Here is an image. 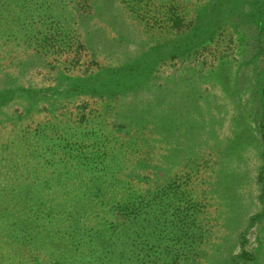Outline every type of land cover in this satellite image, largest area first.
I'll list each match as a JSON object with an SVG mask.
<instances>
[{
    "label": "rangeland",
    "instance_id": "obj_1",
    "mask_svg": "<svg viewBox=\"0 0 264 264\" xmlns=\"http://www.w3.org/2000/svg\"><path fill=\"white\" fill-rule=\"evenodd\" d=\"M242 1L178 0L180 28L155 4L141 11L145 20L131 19L118 0L111 12L89 6L81 21V2L47 42L39 14L18 23V43L0 42V264L77 254L75 264H232L242 249L257 258L247 264H264V0ZM130 65L129 95L107 100L80 83ZM162 190L163 208L151 215L144 207ZM124 198L134 212L109 215L106 204ZM70 199L96 213L93 222L113 219L125 243L114 255L96 260L60 241L61 256L48 261L31 220L61 213ZM16 200L23 208L35 200V209H16ZM151 228L156 243L142 237ZM11 234L34 244L21 247Z\"/></svg>",
    "mask_w": 264,
    "mask_h": 264
},
{
    "label": "trees",
    "instance_id": "obj_2",
    "mask_svg": "<svg viewBox=\"0 0 264 264\" xmlns=\"http://www.w3.org/2000/svg\"><path fill=\"white\" fill-rule=\"evenodd\" d=\"M65 1L66 0H39L38 2L35 0H0V42H6L12 45L18 43V36H20L21 34V25H19L18 23L29 19L33 21L37 18L36 14L40 15L38 17V23H40V26L43 24L47 27V34L44 38V41L47 42L48 40H50L51 37L55 38L53 35L50 34H52V31H54L53 27L58 26V23L60 22L58 18L62 16L64 12L66 13V15H71L75 6H78L79 4H81V2L83 6L88 7L87 9L83 8L84 11H75L76 14H79L81 21H87L94 12L89 6H94L95 9H97L98 7H103L105 10L110 12L112 10L118 9V6L115 5V2H117V0H72V2H70L68 6L65 4ZM118 1L127 11V15L131 17V19H133L134 16V18L136 19L138 17L142 20H145V18H148V15L142 14L141 11L156 5L155 8L157 12L162 10V16L160 18L171 22L175 28H180L182 24V18L177 14V9L179 7L178 3L180 2H178V0H149L151 1V3H153L152 5L148 4L146 0ZM240 3H243V1L240 0ZM108 16L112 17L113 15ZM115 17L118 18V15H115ZM34 24L36 23L34 22ZM86 37H88L87 34ZM60 41H58V43L62 44V41ZM130 66V69L128 67H122L119 70L112 69L111 67L101 68L99 70L100 73L97 77L80 80V83L86 89L90 87L92 88L94 86L96 90H94L95 92L93 93H104L106 98L108 95L107 100L111 99V96L115 95L113 94V92L117 93L118 91H120L121 93H123L124 96L129 95V93H131L135 88V81H133V79H135L136 75L133 66ZM32 91H34L32 88L24 89V92L27 94V97L29 99H33L36 97ZM6 94L11 97L18 96L20 94V89H12L6 92ZM116 96L120 98L118 94ZM99 97L103 98V95H100ZM105 102L107 101L105 100ZM3 105L4 104L0 101V107H2ZM139 115L140 114H136V116ZM261 128L262 142L264 144V124L261 126ZM260 179H264L262 173L260 174ZM48 191L49 190L47 188L41 189V192L43 193H47ZM74 191V187L70 186L68 188L69 193H73ZM56 193L59 192L56 191ZM160 195L163 196V190L161 192L159 191L158 194L153 196L154 198H152V200L149 201V204L144 207H148L153 210V214L151 215H155L156 211H159L161 208H163L162 203L159 201ZM59 196L61 197V200L66 198L62 195ZM71 199L70 201L66 200V202L61 201L62 203L67 205V208H63V211L61 213H55L52 217H45L43 214H38L36 215L37 221L34 219L31 220V222L38 223L36 224V226L32 223L34 229H36L37 232L40 234L35 243L37 246L39 245L41 249L47 250V256L49 258L48 261H54L56 258L61 256V253L53 247V242H55L56 244H60V241L63 243L60 244L59 247H67L73 245L76 247L73 252L80 253V250H84L86 253L88 252L91 257L97 256L96 260H98L99 258L100 260H102L104 256L105 258H107V256L109 255H114V250H112L115 248L114 245H117L118 242L122 244L124 242V237H122L121 231L113 229L115 227L113 225V219H107V217L103 216L100 219V216H98V222H93L92 218L89 217V215H93L95 217L96 213L86 210V206L78 207V205H76L75 200ZM10 200L11 199H9L5 203L1 202V205L6 206ZM260 201H264V185H261ZM15 202L17 203L16 209L20 208L21 201L19 202L18 200H16ZM46 203L48 202L41 200L39 205H45ZM51 203L54 204V201L51 200ZM26 204L27 202L25 203L24 208L21 207V209H24L26 213H29L28 210L30 211V213H32L35 209L36 201L34 200L33 202H31L29 206H26ZM135 205L136 202L133 205L132 201L127 198H124V200L120 201L119 203H113L112 201H109L106 204L107 213L110 215L113 211L122 210H125L126 212H134ZM57 208H60V206ZM73 209H85V211L81 213L79 217L75 218L76 214L73 213ZM100 224L102 225L99 226ZM95 227H98V229H95ZM44 228L48 229V231H45V234L41 233L38 230ZM9 229L6 232L7 234L11 232V230ZM151 229L147 230L146 232H143L142 237H145V240L148 241V243H156L159 241V236L156 230L152 229L151 231ZM123 231L126 232V230ZM28 234L25 236L17 235V238H15V235L11 234L8 236V239H10V241L17 242L21 247L25 246V244H30L32 246L34 244L32 240H30V242L29 240H27L28 243L26 241H23V238L29 239ZM104 249H107L108 251H104ZM70 250H67V252ZM35 252L36 251L29 252V256L32 257ZM156 254L162 255L158 253ZM127 255L128 253L126 252L123 254V256ZM7 256L10 258L11 261L15 263V260H13L9 254ZM79 256L80 254H77L75 256H71V259H62L64 258L63 256L61 258L62 262H58V264H67L68 261V264H75V262L77 261L76 257ZM256 260L257 258L253 254L242 249L240 253L232 259V264L254 263L256 262ZM17 264L28 263L26 261L22 262L20 260L19 262H17Z\"/></svg>",
    "mask_w": 264,
    "mask_h": 264
}]
</instances>
